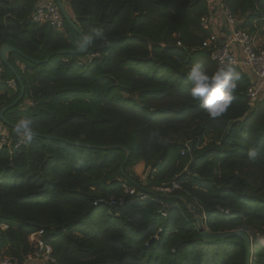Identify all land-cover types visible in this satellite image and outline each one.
Masks as SVG:
<instances>
[{"label":"trees","instance_id":"1","mask_svg":"<svg viewBox=\"0 0 264 264\" xmlns=\"http://www.w3.org/2000/svg\"><path fill=\"white\" fill-rule=\"evenodd\" d=\"M208 1L61 0L81 34L102 28L108 37L79 56L57 55L81 50L65 21L62 30L31 21L43 0H0V47L21 53L8 62L25 87L4 119L14 125L30 116L36 131L26 145L0 121L8 135L0 149V225L8 226L0 254L23 264L34 252L31 236L42 231L53 260L43 264L244 263L241 239L204 242L195 218L211 234L244 231L253 244L264 236V89L249 105L250 80L235 68V99L217 119L189 95L194 63L218 67L202 48ZM221 4L239 29L264 35V0ZM3 68L0 110L20 95L17 83L4 87L14 76ZM104 147L130 151L124 175L125 151ZM141 163L143 182L134 172ZM124 186L151 197L141 202ZM156 188L171 189V199ZM120 200L123 207L112 205ZM251 264H264L263 246L252 247Z\"/></svg>","mask_w":264,"mask_h":264},{"label":"built area","instance_id":"2","mask_svg":"<svg viewBox=\"0 0 264 264\" xmlns=\"http://www.w3.org/2000/svg\"><path fill=\"white\" fill-rule=\"evenodd\" d=\"M223 15L226 20L227 28L230 33L225 37V41H221L218 36L211 34L210 37L202 43V48L209 51L210 60L216 63L218 66H222L224 63H230L234 68L241 69L248 76L250 80V86L247 90V96L249 99V105H252L260 96V92L264 89V48H258L254 44V38L246 30L239 29L237 27L238 21L231 16L229 11L222 6ZM31 21L37 24H49L56 30H62L64 27V19L53 0H43L40 3L33 14L31 15ZM209 19H202L201 25L204 30L209 31ZM180 44H178L179 46ZM234 49V50H233ZM4 73V68L0 62V83H2L1 76ZM5 87L10 90L16 89L15 80L4 81ZM1 128L0 123V149L8 141L7 133ZM21 142H18L15 147L19 146ZM183 154V152H182ZM144 178L141 179V182ZM124 192L129 197H135V199L144 202L150 199L151 194L139 191L134 188L123 187ZM178 186H173V189ZM157 192H170L171 189L156 188ZM113 206L123 207L125 202L120 200L113 202ZM170 207L163 205L161 209V216L165 217L166 212ZM1 230L8 229L7 225L1 224ZM43 232L40 231L31 236V240L34 243V252L28 255L23 264L29 263H49L52 262L51 248L47 246L42 239ZM0 264H18L13 258L0 254Z\"/></svg>","mask_w":264,"mask_h":264},{"label":"clouds","instance_id":"3","mask_svg":"<svg viewBox=\"0 0 264 264\" xmlns=\"http://www.w3.org/2000/svg\"><path fill=\"white\" fill-rule=\"evenodd\" d=\"M94 41L108 42V37L102 28H94L82 34L76 46L83 50ZM190 82L189 95L206 112L208 117H222L235 99L234 93L241 80V74L230 63L218 66L209 72L205 63L197 61L187 71ZM13 132L23 144H30L36 138L34 121L30 116L18 119L13 125ZM158 136V133H153Z\"/></svg>","mask_w":264,"mask_h":264},{"label":"water","instance_id":"4","mask_svg":"<svg viewBox=\"0 0 264 264\" xmlns=\"http://www.w3.org/2000/svg\"><path fill=\"white\" fill-rule=\"evenodd\" d=\"M55 2V4L57 5L65 23L72 28L77 34H79L80 36H82L81 32L79 31L78 27L76 26V24L74 23V21L71 19L68 11L66 10L65 6L63 5V3L61 2V0H53ZM89 47H87L86 49L80 50V51H60L57 53V55H79V56H84L87 54V52L89 51ZM11 53H16L21 55V53L16 50L15 48H13L12 46L8 45V44H3L0 47V62L12 73V75L14 76V80L17 83V85L20 88V95L19 97L9 106L6 108H3L2 110H0V121L8 126L13 128V125L6 122V120L4 119V114L8 109H11L13 107H15L24 97V93H25V87L23 85L22 79L19 76V74L16 72V70L9 64L8 62V58L9 55ZM52 57L49 56L43 63H46L50 58ZM34 64H41L40 62H35L32 61ZM87 148H91L90 146H85ZM98 148V147H95ZM115 149H120V150H124L125 151V160L122 163V165L119 168V171L122 175H124L123 172V167L125 166V164L128 162L129 156H130V151L127 148L124 147H104L102 148V150L108 151V150H115ZM142 191L150 193L146 190H144L143 188H141ZM151 194V193H150ZM158 197L160 199L163 200H169L171 199L169 196L167 195H158ZM179 201L183 202L182 198H177ZM175 208L178 209L179 206L175 205ZM191 211H193V208H190ZM195 222L197 224V231L199 233H201V238L204 242H209V241H218V240H225V239H229V238H233V237H238L239 239L242 240L243 242V247H244V263L243 264H251V255H252V247L255 245L253 244L251 238L249 237V235L244 232V231H234V232H225V233H217V234H211L209 232H207L204 229L203 226V219L196 217L195 218Z\"/></svg>","mask_w":264,"mask_h":264},{"label":"crops","instance_id":"5","mask_svg":"<svg viewBox=\"0 0 264 264\" xmlns=\"http://www.w3.org/2000/svg\"><path fill=\"white\" fill-rule=\"evenodd\" d=\"M209 8L211 10V17L209 18V32L214 34L221 39V41H225V37L229 35L230 30L227 28L226 20L222 11L221 0H209ZM254 44L258 48H262L264 45V35H254ZM234 50V49H233ZM264 96V91L261 94ZM138 166L142 167L141 173L145 172L144 165L141 163Z\"/></svg>","mask_w":264,"mask_h":264},{"label":"rangeland","instance_id":"6","mask_svg":"<svg viewBox=\"0 0 264 264\" xmlns=\"http://www.w3.org/2000/svg\"><path fill=\"white\" fill-rule=\"evenodd\" d=\"M262 48H264V45H262ZM4 87H5V85H4ZM5 134H6V133H5ZM7 136H8V135H7ZM141 171H142V167H140V166H137L136 168H134V172H135V174H136L137 176H139L140 179L144 178V176H145V172L141 173ZM166 193H167V192H163V193H160V195H165ZM262 242H264V236L258 238L255 244H259V245L263 246V245H262ZM263 247H264V246H263Z\"/></svg>","mask_w":264,"mask_h":264},{"label":"bare ground","instance_id":"7","mask_svg":"<svg viewBox=\"0 0 264 264\" xmlns=\"http://www.w3.org/2000/svg\"><path fill=\"white\" fill-rule=\"evenodd\" d=\"M262 245L264 246V242H262Z\"/></svg>","mask_w":264,"mask_h":264}]
</instances>
